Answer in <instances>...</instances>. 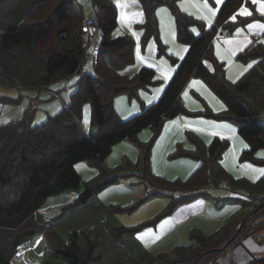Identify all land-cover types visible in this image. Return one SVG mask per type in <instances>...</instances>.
Instances as JSON below:
<instances>
[{"label": "trees", "instance_id": "1", "mask_svg": "<svg viewBox=\"0 0 264 264\" xmlns=\"http://www.w3.org/2000/svg\"><path fill=\"white\" fill-rule=\"evenodd\" d=\"M92 2V17L104 37L98 62L92 61V70L84 71V64L91 57V42L82 30L87 15L75 0H0V83L7 87H49L81 72L80 79L73 83L69 101L43 122H32L34 109L29 107L22 117L0 124V264H13L20 246L40 235L53 252L66 259L64 264H210L251 226L264 208V174L255 180L232 175L221 162L229 140L215 136L206 145L190 131L189 138L196 147L180 145L174 153L192 155L200 164L186 179L169 180L152 171V141L144 144L136 137L144 128L159 131L166 119L188 113L182 92L193 77L199 76L228 107V115H216L233 119L247 141L248 147L240 158L264 163V156L257 155L264 150V42L256 40L238 54L242 61L256 62L235 80L228 78L225 62L214 51V40L221 31L234 33L254 19L264 20V15L255 11L251 0H224L215 21L208 24L182 10L176 0H141L145 13L142 45L155 36L159 50L166 52L159 36L156 8L168 4L175 15L177 39L187 43L189 49L181 60L172 55L178 65L159 99L141 113L123 119L115 108V96H137L140 88L160 79L150 67H142L132 76L122 73V68L135 59L136 40L128 34L113 36L118 15L112 0ZM244 3L253 8L251 14L237 13ZM4 100L17 99L0 94V101ZM85 102H90L95 131L83 128ZM125 138L136 141L141 149L140 161L136 165L129 162L127 167L141 169L159 186L187 191L171 199L151 218L131 226L104 220L105 210H131L162 190L151 191L128 205L101 206L90 201L95 193L118 180L123 167H109L105 159L114 145ZM83 160L99 171L84 181L80 190L82 177L75 164ZM224 183L245 190L250 198L213 234L194 229L190 232L194 243L158 254L136 239L138 231L156 225L179 204L204 195L207 187ZM69 191L80 193L59 214L46 218L39 211L51 195ZM41 264L54 263L46 258ZM254 264H264V260Z\"/></svg>", "mask_w": 264, "mask_h": 264}, {"label": "rangeland", "instance_id": "2", "mask_svg": "<svg viewBox=\"0 0 264 264\" xmlns=\"http://www.w3.org/2000/svg\"><path fill=\"white\" fill-rule=\"evenodd\" d=\"M112 1L116 4L118 15V24L113 31V36L128 34L136 40L135 59L132 63L122 68V73L132 76L142 67H150L155 69L156 77L160 79L156 84L140 88L137 96H130L127 93H119L115 96L114 104L119 115L123 119H129L141 113L145 107L150 106L159 99L178 65V62L172 60V55L179 60L183 59L189 49V45L177 39L175 15L168 4H160L156 8L159 21V36L166 45V52H161L155 36L150 37L146 44L142 45L141 38L144 29L141 23L145 21V13L141 0ZM176 1L182 10L191 14L193 11L195 15H204L206 11L208 15L206 16V22L211 24L214 22L212 12H217L223 0ZM256 2H260V0H256ZM75 3L86 15L94 13L95 6L92 0H75ZM253 4L257 11L254 2ZM242 8H246L248 12H250V9L253 10L250 4L244 3L237 13H241L240 10ZM208 12H211V16H209ZM242 27L240 26L239 29ZM255 62V59H250L249 61L238 59L235 62L229 60L230 70L227 76L229 75L231 78H228L236 79L241 75L238 72H234V63L242 66L246 65L247 69ZM92 67V58L89 57L84 64L83 70L91 71ZM80 77L81 72H78L53 83L49 87L41 88L7 87L0 83V94H6L17 99L0 101V124L22 117L25 110L29 107L34 109L32 122L34 124L43 122L49 114L59 111L69 100L70 93L74 89L73 83ZM182 100L188 113H181L166 119L159 131L154 127L144 128L136 137L138 142L144 144L152 141L151 166L154 174L169 180H175L178 178L186 179L194 172L200 164L199 159L192 155L174 153L180 145L189 149L196 147L195 142L189 138L190 131L196 133L206 145L210 144L215 136L229 140V146L224 151L221 162L232 175L257 179L264 174V172L260 171L264 169V163H256L240 158L242 151L248 147V143L239 133V126L233 119L228 118V116L219 117L216 115L218 113L228 115V107L202 77L195 76L191 79L189 86L182 92ZM81 121L85 131H95L96 127L92 124L90 102L84 103ZM257 155L264 156V150H259ZM140 158L141 149L136 141L128 138L118 141L105 159V163L109 167H123L119 171L118 180L101 192L95 193L90 201L101 206L112 204L128 205L143 199L151 191L162 190L163 192L149 196L131 210L107 212L103 208L105 210L104 220L118 225H135L160 212L171 199L180 196V190L159 186L145 176L141 169L127 167L129 162L136 165ZM75 167L82 177L80 190L83 189L84 181L89 180L99 171L97 166L85 160L77 162ZM230 190L239 191V188L231 187ZM79 193V191H69L51 195L47 199L45 206L39 211L46 218L54 217L61 212L63 206L60 208L59 204L53 203L61 201L69 204L78 197ZM170 193H173V195ZM217 204L222 208L223 205L232 204V202L229 199L221 198L217 200ZM39 237L42 236L32 238L20 247L23 250L21 251L23 254L21 255L20 253L21 259H24V254L27 256L28 262L25 264H41L46 258L54 264L66 263V259L62 255L53 252L43 237L42 243L32 248L33 246L30 245L35 244ZM41 251H44L46 255H40Z\"/></svg>", "mask_w": 264, "mask_h": 264}, {"label": "crops", "instance_id": "3", "mask_svg": "<svg viewBox=\"0 0 264 264\" xmlns=\"http://www.w3.org/2000/svg\"><path fill=\"white\" fill-rule=\"evenodd\" d=\"M261 4H264V0L255 2L257 12L264 15V12L260 10ZM253 8L255 9L254 4ZM218 10L217 12H212V18L214 16V21ZM249 13H252L251 9ZM192 14L195 15L193 11ZM208 14L211 16V12H208ZM238 14L244 15L241 13ZM92 15L93 14L87 16ZM196 16L206 21V16L208 15L205 11L204 15L201 14ZM262 25H264L263 19H254L248 24L242 25V28L239 29L238 27L234 33L221 31L217 35L216 39L214 40V51L217 58L225 62L227 73L230 70L228 63L229 60L234 62L235 60L237 61L239 59L237 57L238 54L256 40H262L264 42V27H261ZM208 65L210 66V64ZM210 67H212V65ZM247 69L246 65L242 66L235 63L233 64V70L235 73L238 72V74L240 73L242 75L245 73V71H247ZM241 75H239V77ZM54 93L58 94L57 92ZM230 188L231 187L227 183L219 186L208 187V189L204 190V195L196 198L195 200L179 204L170 215L162 218L156 225L148 226L138 231L135 235L136 239H138L154 254H158L171 252L176 246L194 243V241L190 239V232L194 229L201 230L205 234H213L232 214L240 209L242 204H247L250 198L245 190L239 189V191H231ZM180 191V195L187 192L184 190ZM221 198L231 200L232 204H225L221 208L217 204V200ZM53 204H59L61 208L68 203L59 201ZM243 212H245V210H243ZM42 241V237H39L36 243L30 246H33L32 248L39 246ZM20 247H22V245ZM21 251L23 250L20 248L19 252L13 259V264H25L28 262L27 256H25V254L24 259H21L20 253L21 255L23 254ZM39 254L42 256L46 255L44 251H41ZM263 260L264 208L252 222L251 226L242 234L238 235V237L221 253H219L215 259L210 262V264H254L260 263Z\"/></svg>", "mask_w": 264, "mask_h": 264}, {"label": "built area", "instance_id": "4", "mask_svg": "<svg viewBox=\"0 0 264 264\" xmlns=\"http://www.w3.org/2000/svg\"><path fill=\"white\" fill-rule=\"evenodd\" d=\"M82 30L91 42V58L94 63L98 62L101 52V41L104 33L100 30L96 20L92 16H86L83 20Z\"/></svg>", "mask_w": 264, "mask_h": 264}, {"label": "snow or ice", "instance_id": "5", "mask_svg": "<svg viewBox=\"0 0 264 264\" xmlns=\"http://www.w3.org/2000/svg\"><path fill=\"white\" fill-rule=\"evenodd\" d=\"M253 2L255 3L256 0H253ZM260 10L262 12H264V4H261ZM240 11H241V14H244V15H249L250 14L246 8H242ZM233 19H235V17H233ZM250 27H251V25H250ZM261 27H264V25H262ZM260 171L264 172V169H261Z\"/></svg>", "mask_w": 264, "mask_h": 264}, {"label": "water", "instance_id": "6", "mask_svg": "<svg viewBox=\"0 0 264 264\" xmlns=\"http://www.w3.org/2000/svg\"><path fill=\"white\" fill-rule=\"evenodd\" d=\"M243 222H244V221H243ZM243 222L240 224V226H239V228H238V230H237V232H236V235L239 233V231H240V229H241V226H242ZM231 240H233V238H232ZM231 240H230V241H231Z\"/></svg>", "mask_w": 264, "mask_h": 264}]
</instances>
